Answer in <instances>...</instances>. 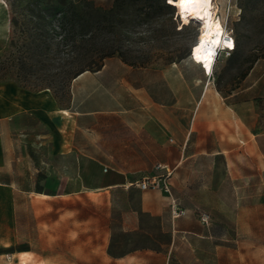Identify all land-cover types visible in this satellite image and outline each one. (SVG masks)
I'll return each mask as SVG.
<instances>
[{"label":"rangeland","instance_id":"1","mask_svg":"<svg viewBox=\"0 0 264 264\" xmlns=\"http://www.w3.org/2000/svg\"><path fill=\"white\" fill-rule=\"evenodd\" d=\"M165 3L168 0H0V81L49 88L64 105L70 101L73 78L84 69L108 60L146 67L152 74L154 101L175 107L178 94L184 130L174 140L201 150L184 162L173 180L182 207L189 209L184 224L197 233L179 232L168 263L162 264H264V166H256L250 153L243 155L239 149L253 137L251 132L263 133L264 146V0H215L235 48L219 51L209 76L192 59L201 22L186 17L179 5ZM228 94L233 95L227 103L245 105V136L239 128L217 134L207 124L208 103ZM226 142L236 147L229 161L212 153ZM19 184L39 187L31 176ZM17 188L0 185V264H105L106 207L103 213L93 206L70 217L87 229L53 231L46 222L55 214L39 216L37 196ZM118 200L122 207L124 196ZM204 213L208 221L202 220ZM39 220L45 223L41 229ZM96 221L102 226L98 231ZM124 264L159 260L143 257Z\"/></svg>","mask_w":264,"mask_h":264},{"label":"crops","instance_id":"2","mask_svg":"<svg viewBox=\"0 0 264 264\" xmlns=\"http://www.w3.org/2000/svg\"><path fill=\"white\" fill-rule=\"evenodd\" d=\"M151 81V71L142 65L108 60L100 69L84 70L73 78L70 101L64 105L49 88L30 89L13 79L0 81V185L35 194L38 215L55 214L46 222L53 231L87 229V224L70 217L93 206L103 213L106 207L105 264L143 257L168 263L167 254L179 232L197 233L184 224L189 209L174 219L163 191L137 185L145 176L164 171L157 168L159 163L174 168L173 184L184 162L201 153L199 148L174 140L184 130L183 113L177 110L178 94L175 107L156 102ZM231 95L208 103L207 124L217 134L239 128L245 136L248 128L241 113L245 105L227 103ZM251 133L253 137L241 142L239 149L263 167V133ZM235 150L226 142L212 153L229 161ZM25 176H31L39 187L19 184ZM121 196L125 198L122 207L117 204ZM67 212L69 217L61 220ZM43 224L39 220L38 229ZM100 228L96 221L95 229ZM129 241L150 242L130 248Z\"/></svg>","mask_w":264,"mask_h":264},{"label":"bare ground","instance_id":"3","mask_svg":"<svg viewBox=\"0 0 264 264\" xmlns=\"http://www.w3.org/2000/svg\"><path fill=\"white\" fill-rule=\"evenodd\" d=\"M216 7L215 0H212L210 4L189 5L187 6V11H184L186 17H204L203 22L198 19L201 22L200 36L204 33V43L195 53V56L192 55V59L200 63L205 72L209 73L213 71L217 59L215 52L218 45L220 44L219 47L223 46V49H230L233 44L235 45L233 36H231V34L227 35V30H225L217 15ZM229 44H231L230 47ZM218 54L219 52L217 55ZM205 65H207V67H205Z\"/></svg>","mask_w":264,"mask_h":264},{"label":"built area","instance_id":"4","mask_svg":"<svg viewBox=\"0 0 264 264\" xmlns=\"http://www.w3.org/2000/svg\"><path fill=\"white\" fill-rule=\"evenodd\" d=\"M234 47L235 45L233 44L228 51L234 50ZM157 168L163 169L164 171L145 176L137 182V185L142 189H160L163 191L168 198L172 217L174 219L179 218L186 213V209L182 207L178 196L173 190L171 179L174 173V168L164 166L160 163L157 165ZM202 220L208 221L209 215L206 213L202 214Z\"/></svg>","mask_w":264,"mask_h":264},{"label":"snow or ice","instance_id":"5","mask_svg":"<svg viewBox=\"0 0 264 264\" xmlns=\"http://www.w3.org/2000/svg\"><path fill=\"white\" fill-rule=\"evenodd\" d=\"M169 3L171 4H175V5H179L181 12L187 11V6L189 5H197V4H210L212 3V0H168ZM180 19L183 20L185 23H188V19L181 15ZM196 19H199L201 22H203L204 17H196ZM200 43L197 44V46L195 48H193V55L195 56V53L199 50V48L201 47V45L204 43V33L201 34L200 36ZM211 42V41H210ZM231 46V44H229V47ZM205 67H207V65H205Z\"/></svg>","mask_w":264,"mask_h":264},{"label":"trees","instance_id":"6","mask_svg":"<svg viewBox=\"0 0 264 264\" xmlns=\"http://www.w3.org/2000/svg\"><path fill=\"white\" fill-rule=\"evenodd\" d=\"M165 5L170 6L169 3H165ZM103 63H104V62H103ZM103 63H101L99 66H97V67H95V68H93V69H90V70H97V69H100V68L102 67ZM84 70H87V69H84ZM84 70L80 71L79 73L83 72ZM79 73H77V74H79ZM77 74H76V75H77ZM76 75H75V76H76Z\"/></svg>","mask_w":264,"mask_h":264},{"label":"clouds","instance_id":"7","mask_svg":"<svg viewBox=\"0 0 264 264\" xmlns=\"http://www.w3.org/2000/svg\"><path fill=\"white\" fill-rule=\"evenodd\" d=\"M216 57H217V52H216Z\"/></svg>","mask_w":264,"mask_h":264}]
</instances>
